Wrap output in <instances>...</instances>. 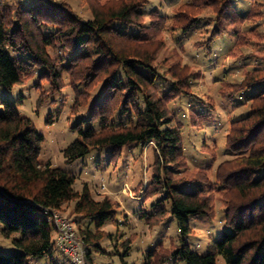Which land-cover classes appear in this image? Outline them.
I'll return each mask as SVG.
<instances>
[{
	"label": "trees",
	"instance_id": "trees-1",
	"mask_svg": "<svg viewBox=\"0 0 264 264\" xmlns=\"http://www.w3.org/2000/svg\"><path fill=\"white\" fill-rule=\"evenodd\" d=\"M148 1L97 2L91 7L92 17L86 19L64 1L0 0V84L12 90L38 74L50 85L39 106L67 85L73 88L72 113L85 109L89 117L75 127L77 138L64 150L67 162L109 148L116 164L126 146L153 145V176L142 190L147 199L164 193V204L155 214H143L150 228L171 213L184 242L191 233L188 218L214 219L220 199L233 232H226L213 251L202 255L185 242L170 248L161 244L148 252L144 264H166L172 258L187 264H218L219 256L226 264H264V32L260 29L264 4L255 2L241 14L236 0H189L169 19L157 8L145 12ZM206 8H212L214 16L202 17ZM202 20L212 28L199 48L206 46L209 54L217 38L231 34L234 43L227 56L245 68L240 82L219 80L221 98L234 102L263 87L250 99V112L227 125L225 147L233 158L214 173L212 165L190 166L184 125L172 108L177 99L193 95L202 70L179 62L162 71L157 63L165 46L164 31L190 33ZM63 110L56 109L57 119ZM199 117L203 118L192 108L195 124ZM43 143L32 120L21 115L15 103L3 102L0 238L18 251L0 253V264H31V258L45 256L54 260L58 230L51 213H62L67 204H72L67 217L75 224L90 264H95L97 254L119 256L128 264L125 257L132 239L106 230L119 203L109 196L96 199L88 186L77 190L75 175L43 165ZM106 239L114 242L111 252L102 245Z\"/></svg>",
	"mask_w": 264,
	"mask_h": 264
},
{
	"label": "rangeland",
	"instance_id": "rangeland-1",
	"mask_svg": "<svg viewBox=\"0 0 264 264\" xmlns=\"http://www.w3.org/2000/svg\"><path fill=\"white\" fill-rule=\"evenodd\" d=\"M64 1L82 17H92L91 7L97 2H116L118 0H55ZM95 1V3H94ZM189 0H149L144 11L159 9L169 19L174 10ZM255 2L264 0H236L235 7L241 14L249 12ZM94 3V4H93ZM202 17L214 16L212 8H206ZM212 25L202 20L190 33L168 29L163 32L165 46L158 56V65L162 71L167 66L181 63L201 69L203 76L193 86V95L177 99L172 108L177 114V121L184 125V139L191 167L213 166V173L224 161L233 158L225 147V129L232 119L246 116L250 112V99L256 96L263 87H256L239 96L234 102L224 101L220 96V79L227 77L228 81L240 82L243 78L242 62L228 57L227 53L234 43L231 34L217 38L208 54L199 48L210 35ZM264 32V24L260 28ZM199 44V45H198ZM228 71V72H227ZM227 72V73H226ZM35 77L25 84L17 85L8 90L0 84V107L9 100L16 104L21 115L28 117L35 124L37 131L44 137L40 161L43 165L61 168L77 177L76 189L82 190L88 186L96 199L105 196L119 203L115 220L106 226L113 234L131 238V251L125 261L128 264H144L148 252L159 248L161 244L167 248L182 245L202 254H208L223 239L226 232H233L225 221V211L220 199L217 200V215L214 219L188 218L191 233L184 239L178 220L169 213L161 224L154 228L144 220L145 214H155L164 204V193L147 199L142 190L153 176L154 151L153 145L145 148L136 144L125 147L118 163L111 162V150L97 149L85 158L75 162H67L64 150L77 138V123L89 117V112L81 109L80 113H72V105L76 93L70 85L62 92L47 99L41 106L39 99L49 91V82ZM169 85L163 88H168ZM81 88V87H80ZM63 107L59 119L55 116L57 108ZM192 108L203 116L200 123L195 124L192 118ZM54 118L51 123L49 119ZM104 186V187H103ZM72 204H67L62 210L64 216H69ZM144 214V215H143ZM116 235V236H118ZM122 242V241H121ZM113 243L104 240L102 245L108 251L113 250ZM117 244L118 241L116 242ZM7 247V248H6ZM9 241L0 238V253L17 252ZM54 260L48 256L31 258V264H73L59 249L54 252ZM95 264H123L119 256L97 254ZM166 264H187L172 258ZM218 264H226L223 257H218Z\"/></svg>",
	"mask_w": 264,
	"mask_h": 264
},
{
	"label": "built area",
	"instance_id": "built-area-1",
	"mask_svg": "<svg viewBox=\"0 0 264 264\" xmlns=\"http://www.w3.org/2000/svg\"><path fill=\"white\" fill-rule=\"evenodd\" d=\"M51 219L58 230V249L73 264H90L87 260L86 249L77 233L74 222L59 211H53L51 213Z\"/></svg>",
	"mask_w": 264,
	"mask_h": 264
}]
</instances>
